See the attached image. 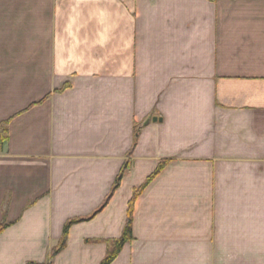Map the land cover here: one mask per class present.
<instances>
[{
  "label": "crops",
  "instance_id": "crops-1",
  "mask_svg": "<svg viewBox=\"0 0 264 264\" xmlns=\"http://www.w3.org/2000/svg\"><path fill=\"white\" fill-rule=\"evenodd\" d=\"M4 121L0 264H99L162 160L111 264H264V0H0Z\"/></svg>",
  "mask_w": 264,
  "mask_h": 264
},
{
  "label": "trees",
  "instance_id": "trees-1",
  "mask_svg": "<svg viewBox=\"0 0 264 264\" xmlns=\"http://www.w3.org/2000/svg\"><path fill=\"white\" fill-rule=\"evenodd\" d=\"M66 87H67V85H64L60 90L66 88ZM138 134H139V131L135 127L133 130L132 145H131V148L128 152V156L131 155L132 149L135 147V145L137 143ZM7 139H8V122L4 121V122L0 123V151L2 150L3 144L7 141ZM129 164H130L129 159L123 163L118 175L116 176V178L114 180V183L112 184V187H111L109 194L107 195L105 200L102 202V204L95 211H93L87 217L70 219L64 224V226L62 228V234H61V237H60L57 245H55L50 251V259H53L60 251H62L65 248L66 243H67V238H68V232H69L70 227L73 224L78 223V222H82L84 220L91 219L100 210H102L106 206V204L108 203V201L110 200V198L112 197V195L114 194L116 189L119 187L120 182L124 176V173H125L126 169L129 167ZM167 164H168L167 160L160 161L157 164L154 171L146 177L144 182L140 186L136 187L133 190L131 198L128 202L126 219H125V223H124L121 235L116 239L104 240V242L107 244V250H106V253H105L103 259L101 260V262L99 264H111L113 262V260L116 258V256L118 255V253L120 252V250L122 249V247L124 246V244L132 241V239H133L132 219H133V211H134L135 201L138 198V196L143 192V190L146 188V186L164 169V167ZM7 226H8V223H6L5 220L3 219L2 222L0 223V233ZM38 264H50V262L38 263Z\"/></svg>",
  "mask_w": 264,
  "mask_h": 264
},
{
  "label": "water",
  "instance_id": "water-1",
  "mask_svg": "<svg viewBox=\"0 0 264 264\" xmlns=\"http://www.w3.org/2000/svg\"><path fill=\"white\" fill-rule=\"evenodd\" d=\"M153 121H155L156 120V117H153V119H152Z\"/></svg>",
  "mask_w": 264,
  "mask_h": 264
}]
</instances>
